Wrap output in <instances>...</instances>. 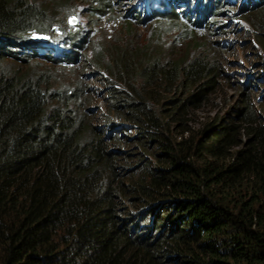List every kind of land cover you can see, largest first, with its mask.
<instances>
[{"label":"trees","instance_id":"trees-1","mask_svg":"<svg viewBox=\"0 0 264 264\" xmlns=\"http://www.w3.org/2000/svg\"><path fill=\"white\" fill-rule=\"evenodd\" d=\"M48 2L0 0V264H264V114L243 93L192 129L219 62L129 42L85 56L107 74L97 126L87 90L34 64L80 43Z\"/></svg>","mask_w":264,"mask_h":264},{"label":"rangeland","instance_id":"rangeland-1","mask_svg":"<svg viewBox=\"0 0 264 264\" xmlns=\"http://www.w3.org/2000/svg\"><path fill=\"white\" fill-rule=\"evenodd\" d=\"M138 1L69 0L59 15V29L65 36L57 30V37L81 36L78 45L67 48L69 56L77 59L73 62L72 57L70 64L56 63L42 54L43 58L34 63L40 72L48 74L50 86L72 92L87 90L86 97L97 107L94 123L105 128L110 108L101 96L107 74L104 69L98 74L87 67L85 56L95 58L104 49L121 48L129 42L138 47L149 44L173 59L199 57L219 62L218 89L193 111L192 129L241 105L246 99L243 93L264 114V7L257 11L259 19L251 15L262 0H162L168 7L160 11L161 17L148 16ZM39 2L51 5L48 0ZM171 2L179 4L174 7Z\"/></svg>","mask_w":264,"mask_h":264},{"label":"clouds","instance_id":"clouds-1","mask_svg":"<svg viewBox=\"0 0 264 264\" xmlns=\"http://www.w3.org/2000/svg\"><path fill=\"white\" fill-rule=\"evenodd\" d=\"M138 5H139L140 10L148 14V16L153 15L157 17L160 15H163L162 13H160V11L162 12L166 6L168 7V4H166V2L164 3V1L162 0H139ZM52 43L55 48L59 47L57 43L55 42H52ZM43 46L50 47L51 45L50 43H45L43 44Z\"/></svg>","mask_w":264,"mask_h":264}]
</instances>
